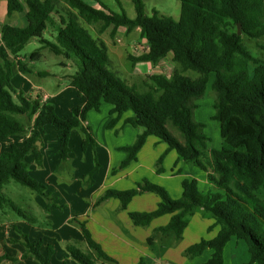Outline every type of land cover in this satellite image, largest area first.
<instances>
[{"label": "trees", "instance_id": "obj_1", "mask_svg": "<svg viewBox=\"0 0 264 264\" xmlns=\"http://www.w3.org/2000/svg\"><path fill=\"white\" fill-rule=\"evenodd\" d=\"M114 1L120 8L119 13L110 12L99 0L91 4L83 0H6L7 16L23 14L25 26L0 27V141L28 136L22 146H11L0 152V209L8 208L27 223H36L32 216L2 195L1 190L10 181L44 198L45 212L50 207L60 208L51 204L46 186L29 175L26 161L31 156L35 167L43 169L40 148L45 126L57 132L60 157L55 169L57 174L70 166L72 131L81 135L82 154L88 145L92 147L93 168L82 185L93 186V176L100 168L95 153L97 142L84 123L89 111L98 112L101 104L106 103L111 106L112 117L107 128H112L125 112L131 111L132 117L123 124L141 130L131 145L118 149L125 158L112 174L135 162L147 137L153 136L167 145L166 153L173 150L178 161L205 172L211 188L202 193L195 180L185 179L181 183V197L174 200L165 188L143 179L129 190L104 191L94 207L114 198L124 210L133 197L153 193L160 200L154 211L128 214L134 226L147 227L153 219L170 215L168 224L153 233L162 236L172 233L178 243L186 227L185 216L200 209L204 217L214 220L219 231L212 240L202 239L189 246L183 256L190 259L210 249L212 255L204 264H223L225 246L236 239L247 246L249 261L244 264H264V61L255 58L243 44L244 36L252 40L264 37V22L257 27L252 18L264 0H179L178 20L156 11L147 16L142 0H131L135 17L129 18L120 1ZM52 16H57L58 24L55 44L42 37ZM84 25L96 26L98 35L110 28L111 38L120 27L125 28L126 34L139 29L149 49L147 53L129 57V61L157 64L171 54L178 70L169 78L149 76L144 83L146 89L140 91L138 86L129 85L108 69L107 47L93 38ZM32 40L67 60L79 61V68L69 76L68 85L84 98V104L74 107L68 118L59 117L52 104L41 105L40 96L32 100L11 86L15 73H31L19 62V56ZM258 48L264 50L262 45ZM37 56L34 52L29 61ZM187 72H194L196 76L190 78L185 75ZM211 75L210 89L214 94L211 119L219 125L225 142L219 149H208L204 126L194 119L196 101L204 96ZM163 157L155 164L157 173L163 172L160 167ZM69 224L80 230L87 246L83 252L75 243L65 245L76 264H117L91 239L84 223L72 219ZM22 237L25 248L22 258L30 256L39 264H50V247L43 256L38 244ZM153 239L154 236L149 237L147 244Z\"/></svg>", "mask_w": 264, "mask_h": 264}, {"label": "crops", "instance_id": "obj_2", "mask_svg": "<svg viewBox=\"0 0 264 264\" xmlns=\"http://www.w3.org/2000/svg\"><path fill=\"white\" fill-rule=\"evenodd\" d=\"M99 1L110 12L119 13L120 8L115 1L109 7L105 3V0ZM119 1L124 12L127 9L133 13V15H128L129 13L125 12L126 15L129 18H134L135 11L132 1ZM142 1L147 16H151L156 11L159 15L171 17L174 20L179 19V0ZM88 2L91 4L93 0H88ZM0 5H3V15L6 17L5 23L2 25L19 28L25 26L23 14L12 13L10 16H7L6 0H0ZM258 6L254 10L255 14H253V18H255L258 25L257 27L264 22L263 8H259ZM50 24L56 30L58 25L57 16H52ZM84 27L87 29L86 25ZM105 33L107 34L104 36ZM109 37L110 28L101 35H98V37L93 36V38L98 39V41L104 43L107 47L108 63L110 61V51L114 57L111 60L114 65L120 63L122 58L129 62V67H124L126 70H124V77H122V80L129 85L137 86L134 83L136 79H143L145 83L147 78L152 75H164L169 78L174 71L178 70L172 61L171 54H168L157 64H132L129 61V57L139 56L134 51L138 44L146 41L144 38H141L139 29L126 34L125 28H118L114 37H110L114 41V44L111 40H108ZM120 66L122 67V64ZM30 74H32V71ZM36 74L40 77L49 75L45 71L37 72ZM27 75H23L22 78H25ZM22 86L25 87L26 84ZM28 89L32 92V95L31 93H24L23 89L19 92H22L32 100L40 96L41 105L52 104L59 117H70L74 107L84 104V98L78 95L69 85H66L63 89L58 87V91L51 95L46 93L40 85L31 84ZM110 109V105L102 103L98 112L89 111L86 114L84 125H87L91 129L93 137L95 136L94 139L97 142L95 153L100 165L98 173L93 176V186L87 189L81 187L80 180L84 174H88L93 168L92 147L88 145L85 153L82 154L81 136L76 130L71 132L69 138V148L71 151L69 158L71 166L75 168V172L72 182H66L61 177L59 178L55 175V169L60 163V157L57 153V132L55 130L53 132L51 130L53 128L50 126L44 127L42 146L40 148L43 169H35L32 173L30 170L34 165L33 159L31 156H27L26 161L29 164V175L37 182L46 186V193L52 199L51 204L62 208L50 207L49 211L45 212L46 200L34 193L30 197H21L23 201L19 204L3 195L17 208H24L32 215L38 214L33 217L36 223L31 225L19 218L8 208L0 209V264H39L30 256L22 258L25 253L23 235L27 238L28 242L39 245V251L43 256L47 253V247L52 249V254L49 258L50 264H76L65 250V245L75 243L76 247L83 252L87 250V246L82 239L80 230L76 226L69 224V221L72 219H77L80 223H84L91 239L101 247L106 255L115 260L117 264H138L140 260L143 261V264H204L210 259L212 255V250L210 249H206L199 256L190 259L183 256V252L189 246L198 243L202 239L212 240L219 231V226L215 224L214 220L204 217L200 209H194L185 216L186 227L182 238L178 243H175L172 233L163 236L159 233H153L155 229L168 224L170 215H163L153 219L147 227L134 226L129 219V213H149L156 209L160 200L153 193H143L133 197L124 210L120 208L119 201L114 198L108 199L94 207L95 201L104 191L109 189L119 191L129 190L134 188L143 179H147L149 182L165 188L174 200L181 197V183L185 179L195 180L198 190L202 193L208 192L211 188V185L207 181L206 173L183 165L181 161L177 160V155L173 150L168 152L167 158L163 161L162 166L164 171L158 174L154 169V165L157 158L167 150V145L165 143V145L161 144L162 142L153 136L147 137L145 144L137 154L136 162L112 174V170L125 158V154L118 151V149L131 145L141 130L133 129L123 124L126 119L132 117L131 111L125 112L112 128H107L112 119L109 114ZM47 134L53 135L57 139V142L52 146H48L46 142ZM27 136H13L1 140L0 152L9 150L11 146H22ZM223 146H225V142L221 138L217 147L219 149ZM151 236H154V239L148 245L147 239ZM238 241L240 240L232 239L225 246L223 250V264H234L232 251L241 247ZM10 259H17V261L12 262Z\"/></svg>", "mask_w": 264, "mask_h": 264}, {"label": "rangeland", "instance_id": "obj_3", "mask_svg": "<svg viewBox=\"0 0 264 264\" xmlns=\"http://www.w3.org/2000/svg\"><path fill=\"white\" fill-rule=\"evenodd\" d=\"M85 2L90 3V2H88V0H86ZM105 3L109 7L111 4L114 3V0H105ZM258 7L263 8V11H264V2L261 3ZM3 12H4V7H3V5L2 6L0 5V25L4 24L6 21V17H4ZM125 12L129 13L128 15H133V13L127 9H125ZM253 19L255 20V18H253ZM263 19H264V17H263ZM87 29L91 35H93L94 37H98L96 26H92V27L87 26ZM55 33H56V30H54L52 28L50 23H47V29L43 33L42 37H43V39H45L49 43L55 44V40H54ZM106 34L107 33H105L104 36ZM108 40H111L110 37ZM111 42L114 44V41L111 40ZM243 44L247 48V50L255 58L264 61V50L258 48V45L264 46V37L259 38L257 40H252V39L244 36L243 37ZM141 45H142V43L138 44L137 46H141ZM34 52H36L38 56L35 58V60L29 61L31 55ZM134 52L136 55L139 54L136 49ZM113 59H114V57L110 51V61L108 63V69L116 77L118 76L122 79V77H124L123 73H125L124 70H126V69H124V67L128 68L129 62L125 61V59L122 58L120 63H116L114 65V63L111 62V60H113ZM19 62L22 63L23 65H25L27 68H29L32 71V74H28L25 78H22L23 75H21L19 73H15V75H13V77L11 78V86L13 87V89L16 90V92H19L21 89H23L24 93H31V95H32V92L29 91V89H28L31 86V84L42 86L44 91L46 93H48L49 95L56 93L58 91V87L60 89H63L66 85H68L69 76L73 75L79 68L78 59L73 58L71 60H67L62 54H55L52 51H50L49 48H42V44L40 42H38L37 40H32L24 46L23 50L20 52ZM121 64H122V67L120 66ZM43 71L49 73V75L45 76V77H40L36 74L37 72H43ZM185 75L190 77V78H193L196 76V74L194 72H187V73H185ZM212 80H213V75H211L209 77V82L207 84V89H206L204 96L201 99L196 101L197 108L194 111V119L196 122H198L204 126L203 131L209 139L208 145H207V147L209 146L208 149H218L217 146H219V143L221 140L220 127L215 121H213L211 119V117L214 114V109H213L214 94L210 89V85H211ZM134 83L137 84L140 91H143L146 89V87L144 86L143 79H136L134 81ZM24 84H26L25 87L22 86ZM51 130L53 131L54 129H51ZM173 132H176V131H173ZM78 134L80 135L79 132H78ZM46 142H47L48 146H52L55 142H57V139L53 135L47 134L46 135ZM161 144L165 145L164 143H161ZM0 151H1V144H0ZM168 152L166 153V151H165L164 153H162L160 155V156H162V155L164 156L162 163L160 165V167L162 169H163V166H162L163 161L167 158ZM160 156L157 158V160L160 158ZM157 160H156V162H157ZM156 162H155V164H156ZM182 164L188 166V168H195V167H191L185 163H182ZM35 169H37V168L35 167V165H33L32 169L30 171H32V173H33V171ZM154 169H155V165H154ZM163 171H164V169H163ZM74 172H75V168L71 166V161H70V166L68 169H63V171H60V173H58V174L55 173V175H57V177H59V178L61 177L64 181L70 183V182H72V180L74 178ZM158 174H160V173H158ZM86 176H87V173L84 174V176L80 180V184H81V187L83 189H87V187H83V185H82V181L86 178ZM94 176H95V174H94ZM140 182H138V183H140ZM1 192H3L2 195H4V196L6 195L9 200L15 202L16 204L17 203L19 204L20 202L23 201L21 197H23V198L24 197H30L31 194H33L29 189L15 183L14 181H10L8 184H6L3 187V191H1ZM61 208L62 207H60V209ZM20 210L22 212L26 213L27 215L32 216V217H34L38 214L36 212L37 214L32 215V214H30V212H28L24 208H22ZM36 211H38V210H36ZM13 213L16 214L15 212H13ZM238 242H240L239 244H241V247H239L237 249H233V251H232V257L234 259L233 263L234 264L247 263L249 261V254L247 251V246L243 241H238Z\"/></svg>", "mask_w": 264, "mask_h": 264}, {"label": "built area", "instance_id": "obj_4", "mask_svg": "<svg viewBox=\"0 0 264 264\" xmlns=\"http://www.w3.org/2000/svg\"><path fill=\"white\" fill-rule=\"evenodd\" d=\"M148 45H147V43H146V41L144 42V43H142V45L141 46H137L136 47V50L138 51V55H142V54H144V53H147L148 52Z\"/></svg>", "mask_w": 264, "mask_h": 264}, {"label": "water", "instance_id": "obj_5", "mask_svg": "<svg viewBox=\"0 0 264 264\" xmlns=\"http://www.w3.org/2000/svg\"><path fill=\"white\" fill-rule=\"evenodd\" d=\"M239 24L237 25V34L239 35L240 34V31H239Z\"/></svg>", "mask_w": 264, "mask_h": 264}]
</instances>
